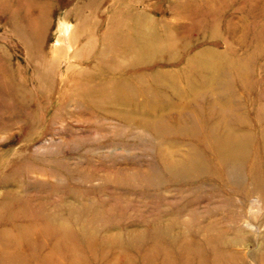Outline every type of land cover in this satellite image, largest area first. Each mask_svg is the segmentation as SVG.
<instances>
[{
  "label": "rangeland",
  "instance_id": "rangeland-1",
  "mask_svg": "<svg viewBox=\"0 0 264 264\" xmlns=\"http://www.w3.org/2000/svg\"><path fill=\"white\" fill-rule=\"evenodd\" d=\"M136 22L166 47L100 61ZM88 83L103 106L74 91ZM216 135L247 140L240 175ZM193 150L213 168L193 172ZM255 161L264 0H0V264H264Z\"/></svg>",
  "mask_w": 264,
  "mask_h": 264
},
{
  "label": "bare ground",
  "instance_id": "bare-ground-1",
  "mask_svg": "<svg viewBox=\"0 0 264 264\" xmlns=\"http://www.w3.org/2000/svg\"><path fill=\"white\" fill-rule=\"evenodd\" d=\"M125 25L126 23L123 26L121 24H113L109 31L104 34L102 44L103 47L100 49V61H105V54L108 51H117L118 56H122V54L124 53H129L128 56H138V58H136L137 61H148L152 59L150 58V56L157 54L161 51V49L166 47V45L164 46V43L160 42L159 44L156 42L157 35L155 33H149V29L146 25L138 22H136L135 25L132 26ZM130 58L131 57H129V61L132 62L134 58ZM103 63L104 62H102V64ZM48 72H50V66L48 65V63L38 61L37 65L35 66V74L38 82L37 90L39 91V93L44 94L45 87L47 86L48 82ZM119 87L120 88L117 87L116 90L120 91V94H118L120 96L122 92H125L124 90L126 89V84L124 83ZM74 91H76L82 98L88 99L96 105H101L96 101L98 100V98L96 97H100L99 94L102 93L101 87L97 86V84L94 85L88 83V86L80 85L79 87H77V90L75 89ZM116 99L119 101L122 100L121 97H117ZM121 102H123V100ZM159 108L160 106L150 108V111H148L147 114L154 115L160 111ZM148 118L149 117H146L144 115L142 116L143 120H148ZM166 130V128L156 129L157 132ZM194 130L195 129L193 128V131ZM213 143H215V147L213 148V150H215L216 152H220L222 155V161L219 162V164H223L222 168L224 169V166H229L231 176L240 175V168L243 162L246 161V154L249 148L247 140L235 139L229 135L222 137L220 135H216V137L213 138ZM205 159L206 158L204 156V153L193 150L191 155L188 157V166H191L193 172L212 169L213 165L208 161L204 162ZM254 164V170L256 171V169L258 168V177L255 178V184L256 186H258V190H264V174H261L263 173V171H259L261 170V167L258 166V161H255ZM177 165L178 164L176 163L172 165L174 173L177 172ZM175 166L177 167L175 168ZM201 167H203V169H200ZM70 237L71 236L68 233H63L60 239L67 242L68 240H70Z\"/></svg>",
  "mask_w": 264,
  "mask_h": 264
}]
</instances>
